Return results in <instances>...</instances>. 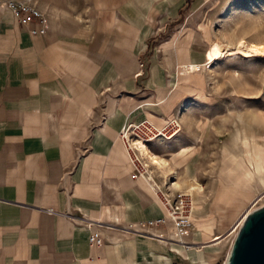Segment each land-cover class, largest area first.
<instances>
[{
  "label": "crops",
  "instance_id": "0c3cea01",
  "mask_svg": "<svg viewBox=\"0 0 264 264\" xmlns=\"http://www.w3.org/2000/svg\"><path fill=\"white\" fill-rule=\"evenodd\" d=\"M9 1L18 0H0V264H216L194 226L152 223L164 212L123 151L119 130L143 105L129 92V0H34L43 34ZM175 141L147 145L161 166L155 181L200 185L192 151ZM196 199L197 220L207 219Z\"/></svg>",
  "mask_w": 264,
  "mask_h": 264
},
{
  "label": "rangeland",
  "instance_id": "374dc122",
  "mask_svg": "<svg viewBox=\"0 0 264 264\" xmlns=\"http://www.w3.org/2000/svg\"><path fill=\"white\" fill-rule=\"evenodd\" d=\"M181 1L156 0L148 9L136 0H129L132 32L129 92L131 99L137 101L139 97L138 104L143 105L131 108L133 116L128 122L124 119L123 125L144 119L157 127L170 121L179 124L180 132L172 142L177 139L175 142L192 151L191 159H196L195 179L200 184L188 187L196 189L193 226L200 221L197 210L203 208L196 197L202 196L210 210L206 218L214 222L208 235H230L228 242L215 247L213 254L216 264H225L239 221L249 211L264 205V188L249 196L237 189L228 175L233 163L229 156L242 130L264 138V56L224 55L213 64L202 62L197 72L188 77H179L176 88L169 82L172 73L179 70L176 65L181 50L190 58L202 55L211 42L231 50L236 49L239 41L264 45V0H184L176 13L170 12ZM33 3L38 9L34 0ZM158 82L160 87L156 86ZM158 90H163L164 96L168 93L167 98L172 93L164 105H158ZM255 141L264 147V139ZM147 162L151 165L148 159ZM155 170L153 166L152 171ZM234 197L247 199L239 204L232 201ZM218 209L226 212L222 223Z\"/></svg>",
  "mask_w": 264,
  "mask_h": 264
},
{
  "label": "bare ground",
  "instance_id": "6f19581e",
  "mask_svg": "<svg viewBox=\"0 0 264 264\" xmlns=\"http://www.w3.org/2000/svg\"><path fill=\"white\" fill-rule=\"evenodd\" d=\"M180 54H181L180 55V61L176 65L177 66L176 69H179V70L175 71V73H172L174 75H172V79L169 82L170 86L172 88H176L178 86V78L179 77H188L191 74H194L195 72H197V69L202 62L213 64L216 61H218L224 55H226L227 57H235L236 55L241 54V55L248 57V58L254 57V56H264V45L239 41L236 49L231 50L228 47L222 45L221 43L211 42V43H209L206 51L202 55H200V54L195 55L194 54V55L190 56V58H188L186 56V53L183 50H181ZM201 60H203V61H201ZM179 71H180V74H179ZM156 86L160 87L161 83H158V85L156 84ZM163 92H164L163 90H158V95H159L158 105L163 104L165 102L167 96H168V93L166 96H164L165 93L163 94ZM174 122H176V121H174ZM149 123L156 129H162L167 124L166 123L165 125L157 127L154 124H152L151 122H149ZM175 138H176V136H175ZM257 138L264 139L263 137L257 136L249 130H242L241 135L239 137L235 138V141H237L238 144L235 145V147L233 148L232 156H229L231 158V162H233V163H231V167H230L231 169L228 171L229 178H230L231 182L233 183V185L237 189L245 192L249 196L257 194L259 191H261L264 188V147L261 145L255 144L256 143L255 139H257ZM136 146L138 147L141 155L146 160L148 159L151 162V164H153V166H157L158 168L161 167L159 162L155 161L152 158L153 156L151 157L149 155L148 148H147L146 144L138 141V142H136ZM254 146H256L257 148H254ZM123 151H125V150H123ZM229 178L227 177V179H229ZM171 181L173 182L172 187L175 190H180V189H177V187L175 188V186H174V184H175L174 181H176V178L172 177ZM146 184L149 185L150 189L152 190V194H153V186L147 182H146ZM193 189L194 188H187V189H182V190L189 192L191 194L193 204L195 205L193 193L195 192L196 189H194V190ZM246 199L247 198L243 199V198L234 197L232 199V201L234 203L241 204V203H244ZM158 203H159V201H158ZM159 205H160V203H159ZM257 208H259V207H257ZM257 208L249 211L242 218V220L239 221L236 232L234 234V237H235L239 227L241 226L243 220L245 219V217L250 212L256 210ZM218 212H220L222 214V217H221V223H222V221L226 218L225 217L226 212L223 209H218ZM164 217H165L166 224L170 223L171 226L179 232L189 230L193 226L194 213L191 217V224H192L191 228L185 229V230L177 229L173 225V223L167 218L165 213H164ZM152 223H155V222H152ZM213 224H214V222L211 218L205 219V220H200L197 223H195L194 228L197 229V231L201 233V240L203 242L209 239L211 242L210 245L215 246V247H218V246L222 245L223 243L226 244L228 242L230 235L229 236H224V235L223 236H210V235H208L207 231H211ZM234 237H233V239H234ZM233 239L231 240L230 244H232Z\"/></svg>",
  "mask_w": 264,
  "mask_h": 264
},
{
  "label": "built area",
  "instance_id": "2783aa9c",
  "mask_svg": "<svg viewBox=\"0 0 264 264\" xmlns=\"http://www.w3.org/2000/svg\"><path fill=\"white\" fill-rule=\"evenodd\" d=\"M6 6L16 14H23L24 21H35L41 28L33 33L43 34L46 29V18L36 8L33 0L9 1ZM142 68V64L140 65ZM180 132V126L170 121L162 129L154 128L147 120L128 123L119 130V137L125 149L127 158L139 178L153 186V196L159 201L161 208L173 225L180 230L191 228V217L194 211L192 196L189 192L175 190L173 182L168 180L158 184L155 181L152 168L147 160L141 155L136 142L140 141L148 145L157 141H172ZM52 213V211H49ZM155 224L165 225V217H160ZM90 243L100 244L98 234L93 233L89 237Z\"/></svg>",
  "mask_w": 264,
  "mask_h": 264
},
{
  "label": "water",
  "instance_id": "95a60500",
  "mask_svg": "<svg viewBox=\"0 0 264 264\" xmlns=\"http://www.w3.org/2000/svg\"><path fill=\"white\" fill-rule=\"evenodd\" d=\"M225 264H264V205L243 220Z\"/></svg>",
  "mask_w": 264,
  "mask_h": 264
}]
</instances>
